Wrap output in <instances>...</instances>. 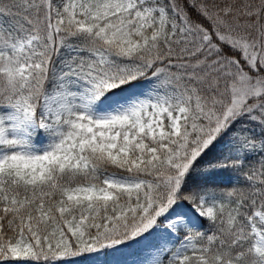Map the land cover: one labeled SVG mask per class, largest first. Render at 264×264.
<instances>
[{
	"label": "trees",
	"instance_id": "1",
	"mask_svg": "<svg viewBox=\"0 0 264 264\" xmlns=\"http://www.w3.org/2000/svg\"><path fill=\"white\" fill-rule=\"evenodd\" d=\"M64 1L0 0L1 36L12 41L35 37L48 42L38 59L39 67L16 81L9 83L0 66V105L19 106L22 112L40 118L44 98L78 77L90 97L106 105L159 89L150 84L141 69L139 76L127 78L122 73L117 65L120 57L127 56L137 62L152 60L153 69L170 61L186 62L183 75L189 77V85L211 106L218 105L220 111L235 97L237 83L264 80V68L258 61L251 66L249 53L244 50V46H250L252 51L264 53V0H155L156 7L184 20L192 33L188 39L159 38L153 51L152 43L143 44L141 37L134 50L116 37L112 47L119 54H113L111 63L94 68L85 65L79 75L76 65H72L69 47L75 40L88 46L89 39L71 25L56 23L55 8ZM135 37L130 38L131 42ZM260 100L264 102V94ZM230 127L236 129L234 124ZM27 136V147H35L42 138L38 132ZM143 137L144 153L140 155L137 148L126 160L115 161L120 157L118 149L88 134L75 137V146L65 156L59 152L39 153L26 161L0 166V264H12L23 255L19 243L29 247L25 254L29 264H63L73 256L83 261L84 240L80 237L83 233L97 236V225L106 215L112 217L113 210L93 200L92 211H87L79 205L76 190L101 185L104 175L143 171L153 146L147 133ZM255 142L235 155H227L217 144L207 147L186 169L173 204L211 211L209 218H200L196 230L202 234L207 253L201 261L181 253L177 259L165 257L160 264H249L251 254L243 246L246 243L232 245V240L244 225L246 214L264 209V136ZM79 154L86 157L83 165L76 163ZM70 251L74 253L67 255ZM100 252L107 256L110 250Z\"/></svg>",
	"mask_w": 264,
	"mask_h": 264
},
{
	"label": "rangeland",
	"instance_id": "2",
	"mask_svg": "<svg viewBox=\"0 0 264 264\" xmlns=\"http://www.w3.org/2000/svg\"><path fill=\"white\" fill-rule=\"evenodd\" d=\"M154 1L65 0L56 6V23L73 26L90 42L87 46L75 40L69 47L77 75L85 65L94 68L111 63L113 54H119L112 47L116 37L133 50L141 40L143 44L151 42L154 51L159 38L188 39L192 35L182 18L162 11ZM133 36L136 37L131 42ZM47 46V41L35 37L12 41L0 35L1 73L9 83L18 80L28 70L39 67L38 59ZM244 47L250 56L249 64L253 66L258 61L264 68V53ZM144 60L137 62L128 56L120 57L117 65L127 78L139 76L141 69L150 84L159 87L133 100L108 105L95 102L81 87L82 78L77 76L80 79L69 81L44 98L40 118L22 112L19 106L0 105V166L26 161L39 153L59 152L65 156L75 146V137L80 135L91 134L107 142L109 147L117 148L120 157H115V161L130 158L137 148L142 155L146 149L143 137L146 133L152 141L143 171L104 175L101 185L80 186L76 190L82 208L92 211V201L98 200L111 207L113 213L112 217H103L101 225L95 227L97 236L88 237L83 233L80 237V241L84 240L81 246L84 260L73 256L63 264H160L165 257L177 259L181 253L203 260L207 248L202 234L196 230L201 225L200 218H209L212 213L209 209L202 212L173 204L181 189L182 177L207 147L217 144L227 155H235L264 136V102L260 100L264 80L256 78L237 83L235 97L220 111L218 105L211 106L189 85V77L183 75L186 62L170 61L160 69H153L152 60ZM232 124L236 129L230 127ZM34 132L42 138L35 147H27V135ZM79 155L76 163L83 165L86 157ZM259 210L250 216L246 214L244 225L232 240V245L246 243L243 246L251 254L249 264H264V209ZM100 249L110 253L104 256ZM19 251L23 255L12 264H29L25 255L29 247L19 243ZM73 253L70 251L67 255Z\"/></svg>",
	"mask_w": 264,
	"mask_h": 264
}]
</instances>
